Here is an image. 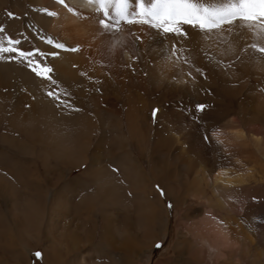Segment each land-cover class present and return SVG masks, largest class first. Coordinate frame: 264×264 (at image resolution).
<instances>
[{
    "label": "bare ground",
    "instance_id": "obj_1",
    "mask_svg": "<svg viewBox=\"0 0 264 264\" xmlns=\"http://www.w3.org/2000/svg\"><path fill=\"white\" fill-rule=\"evenodd\" d=\"M99 19L85 0H0V39L57 53L30 58L50 80L19 57L0 60V264H34L41 246L42 264H145L167 229L149 174L176 206H205L201 219L181 211L188 230L158 264H203L209 250L221 264H264V230H233L210 213L237 211L247 180L226 169L235 154L262 167L264 55L249 45L264 39L239 25L208 39L185 25L184 39L123 24L113 49Z\"/></svg>",
    "mask_w": 264,
    "mask_h": 264
},
{
    "label": "snow or ice",
    "instance_id": "obj_2",
    "mask_svg": "<svg viewBox=\"0 0 264 264\" xmlns=\"http://www.w3.org/2000/svg\"><path fill=\"white\" fill-rule=\"evenodd\" d=\"M64 2L65 0H56L58 4L64 5ZM85 2L95 6L97 15L101 16L98 21L100 28L105 32L116 34V38L111 42L113 49L121 43L118 34L123 24L147 25L157 32L184 39L188 38V32L183 27L185 25L198 30L206 39L214 35L219 37L220 33L225 31L231 32L239 25L260 39H264V0H85ZM68 11L73 12V9L69 7ZM47 15L55 17L57 13L47 11ZM3 31L0 29V33ZM136 39L140 40V37L136 36ZM45 42L56 49L78 51L77 48L68 49L64 44L54 43L51 39ZM20 43V40L9 37L0 39V60L5 59L4 54H8L9 60L19 57L18 62L26 63L37 77L50 80L49 73L52 69L30 58L36 55L55 57L57 53H43L39 50L23 51L17 47ZM249 47L264 55V44L253 43ZM184 51L183 47L178 48L177 43L174 42L171 45L170 55L179 58ZM184 61L188 63V58L184 57ZM51 82L55 84L54 80ZM47 95L59 101V93L49 91ZM203 107L200 105L197 110H203ZM155 114L156 110L153 111V116ZM205 139L207 140L208 137L205 136ZM113 171L117 170L113 169ZM157 190L160 191L159 188ZM168 207L171 208L172 205L168 204ZM155 246L160 247L159 244ZM35 255L39 257L40 253L36 252Z\"/></svg>",
    "mask_w": 264,
    "mask_h": 264
},
{
    "label": "rangeland",
    "instance_id": "obj_3",
    "mask_svg": "<svg viewBox=\"0 0 264 264\" xmlns=\"http://www.w3.org/2000/svg\"><path fill=\"white\" fill-rule=\"evenodd\" d=\"M236 156H238L237 158L240 159L237 160ZM149 158L150 156L148 155L147 160L142 161V165L144 166L147 174H149L150 169ZM248 159L249 158L245 155L242 156L241 154H235L233 160L230 163L226 162V169L228 172L241 174L245 176L247 180V182H245L244 184L235 187L237 190L235 189V193L233 195L237 211L235 213H232L228 210L225 211L221 209H211L210 213L214 218L217 219V221H220L221 224H225V226L229 227L230 229L246 231L248 230L253 231L255 234H257L258 232L261 233V230H264V160L262 161V167H260L259 164H256L253 160H251V162ZM234 161L236 163H234ZM237 163H239L240 165H238ZM84 170L85 167L81 166L78 170L72 171L70 174L71 178L73 176H78L79 174L84 172ZM149 177L151 184L154 186V190L158 191L157 188L160 189V191L158 192L160 193L162 204L165 208L167 216V233L165 232V236L160 237V239H158V241L156 242V244H159L160 247L157 248L156 246H154V248L145 259V264H158L160 262H166L167 260L169 261L174 257V245L177 241L180 240L178 231L182 229L183 233H186V231L188 230V227H186L187 225H183L181 228L178 227V221L183 210H198L200 212L197 213L198 215H196L201 219V217L204 216L202 215V213L205 210V206L198 204V201L196 200L192 201V198H187L182 202L180 206H176L173 201L166 195L165 191L155 184L150 174ZM161 192H163V195H161ZM210 196L211 194L209 191L208 197ZM168 204H171L172 207L169 208ZM199 218L195 219L193 222H198L200 220ZM204 248L208 250L206 246ZM42 249L43 248L41 246L37 251L40 253L39 257H37L36 255L33 257L34 264H42ZM216 254L217 252H212L209 250L207 260L202 263H223V259H216Z\"/></svg>",
    "mask_w": 264,
    "mask_h": 264
}]
</instances>
